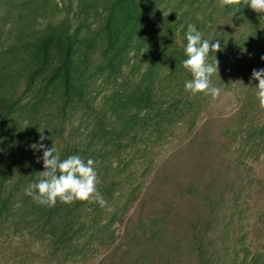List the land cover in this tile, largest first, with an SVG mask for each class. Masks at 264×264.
Returning <instances> with one entry per match:
<instances>
[{
	"label": "rangeland",
	"instance_id": "374dc122",
	"mask_svg": "<svg viewBox=\"0 0 264 264\" xmlns=\"http://www.w3.org/2000/svg\"><path fill=\"white\" fill-rule=\"evenodd\" d=\"M9 1L13 6L6 8ZM106 1L0 0V49L10 31L20 42L31 39L36 21H64L91 36L100 31ZM208 9L207 0H185L157 36L164 35V45L183 43L187 24L194 23L205 38L239 41L228 54L222 43L216 56L219 76L212 82L220 96L200 93L184 121L161 134L143 124L134 97L146 67L144 46L111 74L88 79L87 92L72 106L44 103L38 113L43 143L99 159L97 189L106 205L96 221H64L68 232L61 228L54 236L60 242L6 221L0 264H202L199 240L206 264H264V108L251 87L256 81L249 83L252 70L264 68V13L253 40L236 28L224 33L221 24L209 29ZM19 64L7 58L0 82L15 76ZM111 160L118 165L111 167Z\"/></svg>",
	"mask_w": 264,
	"mask_h": 264
},
{
	"label": "trees",
	"instance_id": "16d2710c",
	"mask_svg": "<svg viewBox=\"0 0 264 264\" xmlns=\"http://www.w3.org/2000/svg\"><path fill=\"white\" fill-rule=\"evenodd\" d=\"M207 1L209 29L219 23L224 33H233L236 28L253 40L261 30L262 13L244 6L231 16V6L222 5L221 0ZM184 2L107 0L100 31L91 36L82 33L78 26L63 25L64 21L60 24L36 21L31 25L32 38L22 42L18 33L9 32L5 46L0 49V77L1 65L7 58L18 60L20 69L15 76L0 82V225L20 221L22 229L39 233L40 238L47 234L54 242L58 240L54 237L58 230L68 232L64 221H96L102 214L103 207L95 202L77 200L64 204L58 200L48 207L26 196L24 188L43 170L42 161L38 162L42 152L30 145L41 135L43 127L38 113H42L44 103L61 100L62 108L72 106L87 92L88 79L111 74L142 46L146 49V67L134 98L143 108V124L161 134L191 116L199 104L200 93L192 95L183 87L185 80L192 78L182 66L186 41L179 44L169 41L164 45L161 43L164 35L157 38L163 26H170L166 17L173 8L181 9ZM7 3L6 8L13 6L12 1ZM175 26H171L173 30ZM222 40L226 41L223 54L230 53L239 43L231 36ZM151 45L159 48L152 51ZM94 58L99 59L96 64L92 62ZM261 135L264 138V133ZM60 152L61 159H65L77 155V148L68 146ZM94 161L97 169L99 159ZM111 164L118 162L111 160ZM83 227L84 230V224ZM200 243L201 240L195 251L200 263L206 264L208 259Z\"/></svg>",
	"mask_w": 264,
	"mask_h": 264
},
{
	"label": "clouds",
	"instance_id": "9594fccd",
	"mask_svg": "<svg viewBox=\"0 0 264 264\" xmlns=\"http://www.w3.org/2000/svg\"><path fill=\"white\" fill-rule=\"evenodd\" d=\"M221 3L232 7L231 16L244 6L254 12L264 13V0H221ZM183 40L186 41L183 44L186 59L182 61V66L192 77L185 80L184 90L192 95L202 93L215 100L221 94V88L212 82L213 76L219 72L216 53L223 51L222 43L226 41L211 36L205 38L204 32L194 23L187 24ZM261 59L264 60V57ZM253 80L256 81L251 86L254 88V95L259 106L264 108V68L252 70L249 83ZM25 125L27 127V121ZM42 130L39 140L30 147L42 152L38 162L42 161L43 170L38 172L36 180L26 185L24 194L37 204L48 207L54 206L58 200L64 204L77 200L95 202L104 207L106 201L97 189L95 161L91 158L85 160L79 155L61 159V152L57 147H47L43 143L46 137Z\"/></svg>",
	"mask_w": 264,
	"mask_h": 264
}]
</instances>
